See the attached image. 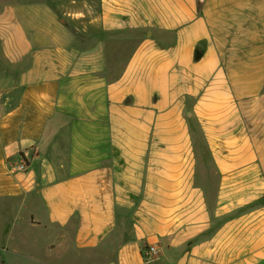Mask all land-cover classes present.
Listing matches in <instances>:
<instances>
[{"label":"crops","instance_id":"obj_1","mask_svg":"<svg viewBox=\"0 0 264 264\" xmlns=\"http://www.w3.org/2000/svg\"><path fill=\"white\" fill-rule=\"evenodd\" d=\"M78 2L0 7V264H264V0Z\"/></svg>","mask_w":264,"mask_h":264},{"label":"rangeland","instance_id":"obj_2","mask_svg":"<svg viewBox=\"0 0 264 264\" xmlns=\"http://www.w3.org/2000/svg\"><path fill=\"white\" fill-rule=\"evenodd\" d=\"M39 1H41V0H0V7L4 3L23 2V3L26 4V3H33V2H39ZM57 1L70 2L71 0H57ZM74 1L76 2L75 5L79 6V4H78L79 2L78 1H80V0H74ZM199 143L200 144L202 143L201 137H199ZM206 156H207L206 152L198 151L199 165L201 163H203V160H206ZM206 169H207L206 171L209 170L208 168H206ZM200 171H202V170H200ZM211 173L213 174V171H211ZM199 174H202V173L199 172ZM199 176H201V175H199ZM27 252H29V251L27 250ZM58 254L59 255H63V257H61L59 259L57 258L56 261H55V264H70L69 262H65V260H64L65 256H67V255L69 256L70 255L69 252H66V251L62 250V251H59ZM33 255H35V253H33ZM35 257H40V259H42L44 262L51 261L50 257L47 255L46 252H43L42 255L40 254L39 256L35 255ZM73 257L75 258L74 260L76 262L75 263H71V264H107L106 259L101 257L100 255H98L96 251L95 252L86 251V252H83V253L76 252V253H73ZM27 264H31V263H27Z\"/></svg>","mask_w":264,"mask_h":264},{"label":"built area","instance_id":"obj_3","mask_svg":"<svg viewBox=\"0 0 264 264\" xmlns=\"http://www.w3.org/2000/svg\"><path fill=\"white\" fill-rule=\"evenodd\" d=\"M21 159L20 161L14 165L15 168L20 170H26L30 165V160L32 159V155L29 150L23 149L21 151ZM143 258L145 261H148L154 257L156 254V248L154 246H148L142 249Z\"/></svg>","mask_w":264,"mask_h":264},{"label":"water","instance_id":"obj_4","mask_svg":"<svg viewBox=\"0 0 264 264\" xmlns=\"http://www.w3.org/2000/svg\"><path fill=\"white\" fill-rule=\"evenodd\" d=\"M184 258H185V257H184ZM184 258H183V259H184ZM179 264H184V262H183V261H182V262H179Z\"/></svg>","mask_w":264,"mask_h":264}]
</instances>
